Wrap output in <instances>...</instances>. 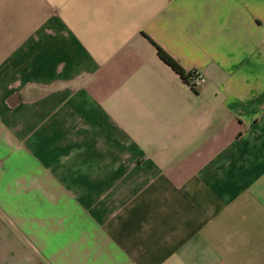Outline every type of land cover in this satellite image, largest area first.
Segmentation results:
<instances>
[{"label": "crops", "instance_id": "1", "mask_svg": "<svg viewBox=\"0 0 264 264\" xmlns=\"http://www.w3.org/2000/svg\"><path fill=\"white\" fill-rule=\"evenodd\" d=\"M0 264H264V0H0Z\"/></svg>", "mask_w": 264, "mask_h": 264}, {"label": "trees", "instance_id": "2", "mask_svg": "<svg viewBox=\"0 0 264 264\" xmlns=\"http://www.w3.org/2000/svg\"><path fill=\"white\" fill-rule=\"evenodd\" d=\"M155 47L159 58L168 64L186 83L195 89V87H193V85L189 82V78L193 72L185 71L183 67H181V65L159 45L155 44Z\"/></svg>", "mask_w": 264, "mask_h": 264}, {"label": "built area", "instance_id": "3", "mask_svg": "<svg viewBox=\"0 0 264 264\" xmlns=\"http://www.w3.org/2000/svg\"><path fill=\"white\" fill-rule=\"evenodd\" d=\"M189 82L193 87H197L204 82L203 76L199 72H193L189 78Z\"/></svg>", "mask_w": 264, "mask_h": 264}]
</instances>
